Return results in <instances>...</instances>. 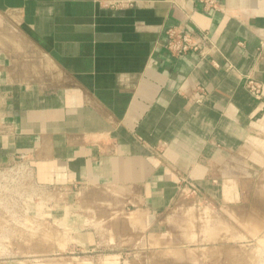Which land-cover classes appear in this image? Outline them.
<instances>
[{
  "label": "crops",
  "instance_id": "0c3cea01",
  "mask_svg": "<svg viewBox=\"0 0 264 264\" xmlns=\"http://www.w3.org/2000/svg\"><path fill=\"white\" fill-rule=\"evenodd\" d=\"M140 1L0 0V29L21 43L0 46V165L25 155L63 201L98 191L94 203L163 236L190 185V202L216 204L222 219L242 186L264 185V97L248 88L264 87V0ZM171 28L208 32L213 46L175 56ZM56 214L77 237L68 251L95 250L79 215Z\"/></svg>",
  "mask_w": 264,
  "mask_h": 264
},
{
  "label": "rangeland",
  "instance_id": "374dc122",
  "mask_svg": "<svg viewBox=\"0 0 264 264\" xmlns=\"http://www.w3.org/2000/svg\"><path fill=\"white\" fill-rule=\"evenodd\" d=\"M8 17L5 16V21ZM13 35L14 30L10 31L8 26L0 29V46L11 52L18 51L21 45ZM75 193L69 201H63L60 191L33 188L31 204L24 206L18 199L15 205L18 215L14 220L17 230L6 231L3 229L7 228L0 225V261L15 259L24 264H264L263 183L258 188L242 186L243 202L235 209L224 208L225 219L217 217L216 204H194L190 202L193 193L185 190L173 208L176 212L167 226L169 232L163 236L147 234L148 226L137 221L130 211L122 212L113 204L94 203L96 196L102 195L98 191ZM252 196H260V203H252ZM257 207L261 209L256 210ZM58 212L82 218V230L97 234L95 250L76 251L75 254L68 251L77 237L67 225L69 219H62V214L58 217ZM29 223L31 230L26 231ZM118 223L115 230L112 225ZM123 223L128 225V230Z\"/></svg>",
  "mask_w": 264,
  "mask_h": 264
},
{
  "label": "built area",
  "instance_id": "2783aa9c",
  "mask_svg": "<svg viewBox=\"0 0 264 264\" xmlns=\"http://www.w3.org/2000/svg\"><path fill=\"white\" fill-rule=\"evenodd\" d=\"M98 1L102 6L113 10H128L141 6L140 0ZM203 1L207 8H217V0ZM167 34V48L173 55L178 57H182L191 51L198 52L201 56H205L207 46H213L208 32L202 30L188 33L184 30H178V28H171L167 31ZM248 88L257 99H262L264 97V87L254 80L251 79L248 82ZM202 97H204V93L199 95L198 102H201ZM33 188L44 187L37 183L35 169L27 156L18 155L12 162L0 165V225L7 228L3 230H17L16 227H14V225H17L14 220H16L18 215L15 208L16 202H19L17 200L21 199L24 206H27L26 204L28 203L31 204ZM189 190L190 192L198 193L194 185H190ZM28 225L26 231L31 230V224L29 223Z\"/></svg>",
  "mask_w": 264,
  "mask_h": 264
}]
</instances>
